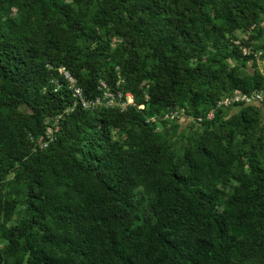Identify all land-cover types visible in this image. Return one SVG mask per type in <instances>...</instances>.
Here are the masks:
<instances>
[{
  "label": "trees",
  "instance_id": "trees-1",
  "mask_svg": "<svg viewBox=\"0 0 264 264\" xmlns=\"http://www.w3.org/2000/svg\"><path fill=\"white\" fill-rule=\"evenodd\" d=\"M49 2L52 15L43 13L30 37L0 18V180L19 167L28 213L23 225L0 224V264H249L263 255L259 109L240 107L223 131L165 167L168 153L151 139L150 122L167 108L189 106L198 116L202 103L210 109L230 92L264 89L260 72L244 75L221 60L226 35L250 27L263 0ZM107 30L120 38L117 48L100 34ZM60 66L84 100L97 97L103 79L133 105L91 115L78 104L62 136L31 153L27 135L47 139V120L72 104L67 85L50 82ZM129 126L140 129L135 143L114 138L115 129L128 133ZM232 131L242 136L236 151ZM242 157L247 172L238 167ZM63 174L66 191L59 190ZM146 175L153 197L138 223L135 178ZM5 210L10 215L6 201L0 216Z\"/></svg>",
  "mask_w": 264,
  "mask_h": 264
},
{
  "label": "rangeland",
  "instance_id": "rangeland-1",
  "mask_svg": "<svg viewBox=\"0 0 264 264\" xmlns=\"http://www.w3.org/2000/svg\"><path fill=\"white\" fill-rule=\"evenodd\" d=\"M62 1L66 4H73L72 0ZM259 7L262 13L250 27L242 31L236 30L232 35H226V40L224 42V49L226 51L221 57V60L228 70L232 69L244 75H250L257 71L264 76V51L262 50L264 46V0ZM51 10L52 8L50 7L49 0H0V18L3 21L11 20L14 22L20 28L22 35L26 37L32 36L37 30V21L43 13L47 16L52 15ZM100 34L110 42L113 49L118 47L120 38L112 30H107L105 32L101 31ZM139 54L141 57L145 55L144 51H139ZM48 68L50 69L51 67L48 65ZM117 70L116 68L115 71ZM67 73L70 75V72L65 67L60 66L57 69V75L53 76L51 79L52 81H50L54 84L56 89H59L63 83L69 88L64 77ZM119 79L120 76L118 75L117 81L115 82L116 86L122 83ZM74 80L76 87L81 89L76 79ZM147 85L148 84L144 82L139 86V90L143 95H146ZM98 90L99 94L96 98L99 99V103L93 106L89 104V100L86 102V106L81 105L83 107L82 111L84 110L92 115L93 110L100 108H117L124 111L127 106L133 105L132 96L130 94H125L120 89H117L115 93L111 92L110 86L107 85L103 79L98 82ZM108 94H110V96H108ZM71 95L73 98L72 104L68 106L62 114L47 120V123L50 125L47 128V139H34L30 134L27 135L26 143L31 153H34L38 149L47 151L48 148L56 142L58 137L62 136L61 133L63 131L64 120L74 114L76 106L78 105L75 101L77 98L73 96V94ZM218 101L219 99L214 107L210 109L202 103L201 114L198 116L191 114L189 106L182 109L179 107H172L167 108L159 118L151 119V121L147 120L152 123L151 139L158 143L159 146L168 153V158L164 162V167L169 165L170 162L181 160L185 150L196 146L203 136L208 135L210 132L218 133L223 131L224 122L229 118L237 116L240 107L227 106L217 108ZM139 109H142V107H139ZM211 110L214 111L213 119H205L206 114ZM19 111L25 112V107L20 106ZM215 111L221 112L216 115ZM198 118H202L201 123L197 121ZM210 121L214 123L211 124ZM128 128L130 129L128 133H126L125 130L121 132L119 129H115L114 138H118L119 136L123 140L126 139V141L135 143L140 134V129L136 126H129ZM258 128L261 136L264 133V122L259 121ZM241 139L242 136L239 132L235 131L233 133V151L238 149ZM134 148H139L138 143L134 144ZM241 162L242 163L238 164L239 169L247 172L246 158L242 157ZM18 169V166L14 167V171ZM14 171L3 172L0 180V203H5V201L9 202L11 211L9 215L5 210L0 216V224L5 225L7 228L23 225L28 215L25 203L26 185L24 182L16 180ZM149 179L147 175L135 178L136 187L133 193L140 202L139 212L135 215V222L138 223L140 222L139 218L145 213L147 203L151 197H153V193L148 184ZM66 182L67 176L63 174L59 185L60 191H66ZM230 184L233 185L234 182L230 180ZM224 190L229 192V188L227 187L224 188ZM4 243L5 240L0 232V247H4ZM249 264H264V254L251 260Z\"/></svg>",
  "mask_w": 264,
  "mask_h": 264
},
{
  "label": "built area",
  "instance_id": "built-area-1",
  "mask_svg": "<svg viewBox=\"0 0 264 264\" xmlns=\"http://www.w3.org/2000/svg\"><path fill=\"white\" fill-rule=\"evenodd\" d=\"M64 71V70H63ZM65 80L68 83L69 89L72 92L73 96L77 99L75 100L77 104L86 106V102L89 100H84L82 90L77 88L75 85V80L68 73L64 75ZM110 96V94H108ZM99 103V99L95 98L94 100L89 101V104L93 106ZM227 106H238V107H256L260 112V119L264 122V89L253 91L249 94H243L239 91L230 92L219 98L217 108L227 107ZM214 117V111L211 110L206 114L205 119L212 120ZM199 123L202 122V118H198Z\"/></svg>",
  "mask_w": 264,
  "mask_h": 264
}]
</instances>
